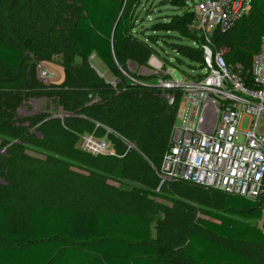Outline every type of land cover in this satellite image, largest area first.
<instances>
[{
  "label": "trees",
  "instance_id": "16d2710c",
  "mask_svg": "<svg viewBox=\"0 0 264 264\" xmlns=\"http://www.w3.org/2000/svg\"><path fill=\"white\" fill-rule=\"evenodd\" d=\"M21 1L0 0V64L14 71L22 67L25 59L20 48L46 51L35 47L32 39L49 41V47L54 49L51 35L44 34L40 25L45 23L52 29L56 21L45 16L43 23L39 15L34 23L29 15L31 23L25 28L27 21L21 13ZM24 1L29 6V1L37 0ZM144 1L77 0L75 12L67 18L68 51L82 61V67L95 55L105 68L116 74L117 66L130 74L126 69L129 61L138 66L147 65L152 54L159 55L153 46L134 37L135 12ZM164 5L170 12L152 24L151 32L164 38L172 34L171 38L183 41L191 32L193 40L198 41L193 29L195 13L187 1L164 0ZM60 20L63 22V16L57 22ZM8 31L15 38L16 46L2 41L10 39L6 35ZM24 33L35 37H23ZM228 34L231 39L227 42L225 61L243 67L248 86L252 81V59L259 52L264 36V0H252L249 14L223 35ZM174 45H180L176 55L201 65L199 50L182 43ZM69 78L70 73L65 70L64 83L51 89L36 81L23 87H0V135H21L27 139L39 134V137H52L69 144L76 140L75 135L96 127L104 134L110 131L106 137L117 149L124 148L119 137L134 145L136 151L131 154L135 160L126 167L125 177H132L130 170L140 176L143 167L150 168L161 162L174 118V111L166 104L161 90L129 85L127 80L125 84L119 80L116 88H112L91 71L75 75L72 83H68ZM35 92L44 97L53 95L67 110L63 112L70 116L45 120L27 133L33 126L16 124V103ZM90 99L97 101L89 104ZM115 133L119 137H114ZM20 141L7 146L5 152L0 150L3 151L0 176L11 172L10 165L19 155ZM12 147L17 150L11 152ZM54 169L45 166L51 175ZM73 177L76 182L87 180L77 174ZM173 183L178 187L175 195L187 204L202 203L207 197L201 188ZM1 187L7 189L9 185ZM133 190L141 196L153 195L137 188ZM263 205L262 197L254 200L222 193L221 212L204 211L200 220V227L218 240L214 241L192 230L197 222L194 207L190 214H184L182 207L167 210L169 219L153 239L149 220L140 215L38 204L16 209L0 202V264H264V232L249 223L262 218ZM234 243L242 249L228 245Z\"/></svg>",
  "mask_w": 264,
  "mask_h": 264
},
{
  "label": "rangeland",
  "instance_id": "374dc122",
  "mask_svg": "<svg viewBox=\"0 0 264 264\" xmlns=\"http://www.w3.org/2000/svg\"><path fill=\"white\" fill-rule=\"evenodd\" d=\"M186 1L193 10V6L200 0ZM21 2V13L27 21L24 25L25 28L31 23L28 20L29 15L34 23L39 15L42 17L43 23L45 16H48L54 23L56 21L52 29L47 28L48 26L46 27L45 23L40 25V29L45 31L44 34L51 35L52 40H50V43H52L54 49L49 47V43H47L49 41L37 42L32 39L35 47L46 51L40 53L32 51L29 47L20 48L25 54V59L19 70H10L0 64V87L17 88L36 81L41 86L51 89L64 83L65 70L70 73L68 83L74 81L75 75L91 71L107 85H110L109 83L114 79L120 80L122 84H125L127 78L118 68L117 74L115 71H109L95 55H92L85 66L82 67V61L68 51L69 32L66 30L67 18L69 14L75 12V8L78 6L77 0H37L29 1V6L24 0ZM169 12L170 9L164 5V0H145L135 12L136 27L134 29V37L137 40L142 39L150 46H153L160 59L168 63L165 64L166 68L172 67V77L179 80L182 75H192L193 73H198L200 69H198L196 63L176 55L180 45L174 44L182 43L192 47L191 41L195 38L190 36L191 32L186 41L171 38L172 34L170 33L169 37H165L167 38L165 39L163 36L155 35L151 32L152 24L160 16ZM62 16L64 18L63 22L61 20L57 22L58 18ZM34 23H32L33 26ZM11 34L8 31L6 35L10 36V39H2V41L16 46L15 38ZM229 34L217 36L213 39L214 47L221 54L226 53L229 49L227 44L228 40L231 39ZM29 35L35 37V34L28 33H24L23 37L27 36L30 38ZM164 40H167V42H164ZM132 62H127L126 69L135 79L144 82L143 79L137 78L139 69L134 68ZM100 73L105 76L104 79L99 76ZM118 76H121V78L119 79ZM150 81L154 83L153 80ZM33 94L24 96L21 101L16 103V124L30 123L33 126L26 131L27 133H30L31 130L33 131L32 128L38 126L41 122L52 119L58 114L62 115L61 118L66 117L63 111L67 110L63 109L61 102L55 99L53 95L44 97L36 92ZM36 122L38 123L34 124ZM247 126L248 118H244L240 123L239 130L245 132ZM77 132L82 134L80 130H77ZM83 133L109 137L110 131L107 130L104 134V132L102 133V131L94 127L90 131L85 130ZM36 136L38 137L23 139L21 135H0V150L4 152L7 150V146L21 140L19 155L16 156V159L10 165L11 172L8 175L0 176L1 203L9 204L16 209L24 208L29 204H38L140 215L149 220L153 238L157 237L163 223L169 219L167 210H173L178 207L181 209L182 207L184 214H190L191 207H194L197 211L194 220L197 222H195L192 230L211 240L218 241L200 227V220L204 211L221 212L222 193L220 191L203 189L207 195L204 202L187 204L185 203L186 201H180L175 195L178 188L176 183L169 182L159 188V181L157 180L161 162L156 166H150V168L143 167L140 176L130 170L129 175L132 176V179L125 177L127 174L126 167L132 165L135 160V155L131 153L136 150L129 151L121 159L92 157L77 149L79 139L77 135H75L76 140L69 144L52 137L46 136L43 138L39 137V134ZM113 136L119 137L117 133ZM15 150L17 149L12 147L10 151L15 152ZM123 150V148L118 149V152H123ZM47 165L48 167L51 166L52 169L55 167L52 175L45 170ZM75 174L85 177L87 180L76 182V178L73 177ZM2 184H8L9 187L1 189ZM133 188L144 190L153 195L141 196ZM262 208L264 210V205ZM262 221L260 219L249 221V223L261 227ZM221 243L227 245V243L222 241ZM228 245L237 250L242 249L240 244Z\"/></svg>",
  "mask_w": 264,
  "mask_h": 264
},
{
  "label": "built area",
  "instance_id": "2783aa9c",
  "mask_svg": "<svg viewBox=\"0 0 264 264\" xmlns=\"http://www.w3.org/2000/svg\"><path fill=\"white\" fill-rule=\"evenodd\" d=\"M251 1L200 0L193 6V29L198 41H191V46L201 53L198 73L177 80L172 77V67L166 68L167 62L155 54L146 66H134L139 69L137 78L144 82L117 66L129 85L161 90L174 111L158 175L159 188L177 182L254 200L264 197V36L252 59V81L248 86L243 67L226 63L228 51L221 54L213 45L216 35L231 31L239 19L249 14ZM99 76L105 77L102 73ZM109 84L116 88L119 80ZM244 118H248V126L241 132ZM78 137L77 149L92 157L121 159L134 150L131 142L120 137L124 144L120 153L106 136L85 133ZM262 213L263 220L264 210Z\"/></svg>",
  "mask_w": 264,
  "mask_h": 264
},
{
  "label": "water",
  "instance_id": "95a60500",
  "mask_svg": "<svg viewBox=\"0 0 264 264\" xmlns=\"http://www.w3.org/2000/svg\"><path fill=\"white\" fill-rule=\"evenodd\" d=\"M132 65L135 66V63L132 62ZM49 75V74H47ZM261 230L264 232V219L262 221Z\"/></svg>",
  "mask_w": 264,
  "mask_h": 264
},
{
  "label": "crops",
  "instance_id": "0c3cea01",
  "mask_svg": "<svg viewBox=\"0 0 264 264\" xmlns=\"http://www.w3.org/2000/svg\"><path fill=\"white\" fill-rule=\"evenodd\" d=\"M153 238V237H152ZM153 239H155V238H153Z\"/></svg>",
  "mask_w": 264,
  "mask_h": 264
}]
</instances>
